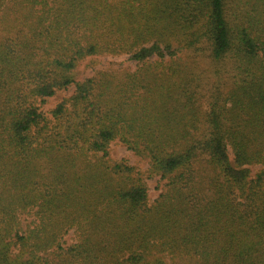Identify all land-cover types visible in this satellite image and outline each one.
<instances>
[{
	"label": "trees",
	"instance_id": "trees-1",
	"mask_svg": "<svg viewBox=\"0 0 264 264\" xmlns=\"http://www.w3.org/2000/svg\"><path fill=\"white\" fill-rule=\"evenodd\" d=\"M100 54L137 66L76 80ZM182 254L264 264V0H0V264Z\"/></svg>",
	"mask_w": 264,
	"mask_h": 264
},
{
	"label": "rangeland",
	"instance_id": "rangeland-1",
	"mask_svg": "<svg viewBox=\"0 0 264 264\" xmlns=\"http://www.w3.org/2000/svg\"><path fill=\"white\" fill-rule=\"evenodd\" d=\"M200 54L202 56H200ZM189 55L194 69L198 73H202L204 76L206 75L203 73V66L204 63L208 61L204 58L203 53L201 51H197L195 49L188 48V50L184 51V56ZM203 57V58H202ZM137 64L134 60L129 57V54H119V55H110V54H100L95 56L87 57L84 61H82L77 69L74 71L75 79L82 80L86 77L94 75L98 70L102 69H115V71H119L118 73H123L125 71H131L136 68ZM204 85L203 92L205 95L210 96V93ZM74 86L66 90H58L53 96L48 97L46 102L43 103L42 108L47 111L53 108L57 103H59L63 98L69 96L73 93ZM203 96L204 99V95ZM203 99L199 100V104L203 109H206V104L203 102ZM201 109V108H200ZM111 157L115 159H120L122 157L126 158L129 164L135 165L136 167L147 170L149 167V158L140 154L135 153L133 150L129 149L122 141L119 139L114 140L111 143ZM258 166H253V171L256 170ZM148 186H149V199L153 201L158 194L160 193V187H157L159 176H152L146 178ZM163 181H161V184ZM64 242H72L74 240V233L70 231L64 237ZM175 264H200L199 261L186 254H182L181 256L176 258Z\"/></svg>",
	"mask_w": 264,
	"mask_h": 264
}]
</instances>
